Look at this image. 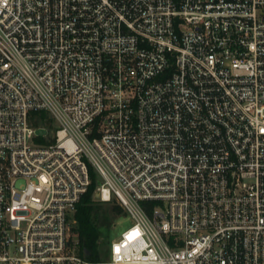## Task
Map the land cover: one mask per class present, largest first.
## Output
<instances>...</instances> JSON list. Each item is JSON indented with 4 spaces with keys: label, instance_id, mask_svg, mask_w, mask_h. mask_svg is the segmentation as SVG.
Returning a JSON list of instances; mask_svg holds the SVG:
<instances>
[{
    "label": "built area",
    "instance_id": "1",
    "mask_svg": "<svg viewBox=\"0 0 264 264\" xmlns=\"http://www.w3.org/2000/svg\"><path fill=\"white\" fill-rule=\"evenodd\" d=\"M0 264H264V0H0Z\"/></svg>",
    "mask_w": 264,
    "mask_h": 264
},
{
    "label": "trees",
    "instance_id": "2",
    "mask_svg": "<svg viewBox=\"0 0 264 264\" xmlns=\"http://www.w3.org/2000/svg\"><path fill=\"white\" fill-rule=\"evenodd\" d=\"M31 123L37 129L48 128L54 121L45 112L34 113ZM91 185L88 192L77 205L75 213L76 225L73 233L77 237L79 253L90 261H100L101 251L110 242V231L113 221L123 215V209L119 205H113L109 210L102 207L94 195L98 187L96 176L89 168Z\"/></svg>",
    "mask_w": 264,
    "mask_h": 264
},
{
    "label": "rangeland",
    "instance_id": "3",
    "mask_svg": "<svg viewBox=\"0 0 264 264\" xmlns=\"http://www.w3.org/2000/svg\"><path fill=\"white\" fill-rule=\"evenodd\" d=\"M48 128H49V130H51V136H52L53 135L52 131H54V129H55V124L54 123L53 124H49ZM37 135L42 137L43 135H46V131L45 130L38 131ZM89 168H91V170L95 174L96 180L98 182V186H101L102 183H103L101 177L98 175V173L96 172V170L93 167L90 166ZM94 200H96L102 207H104L105 209H108V210L115 204L119 205L116 200H113V201H111L109 203L98 201L96 195H94ZM143 206H146V207L149 206L150 207V211H153V209H154L153 205H150V204H148V205L143 204ZM74 221L76 222L75 216L70 214L69 223H70V226H72V228H74L75 225H76V223L73 224ZM132 226H133V220L131 219L130 216H127L125 212L123 213V215L117 217L113 221V225H112L111 231H110V242L107 245H105L104 248L102 249V251H101V260H108L109 259L110 248H111L112 243L115 240H119L121 238L122 233L125 232L127 229H129ZM70 238L73 239V243L77 244L78 240H77L76 235L73 233V229H72V234H70Z\"/></svg>",
    "mask_w": 264,
    "mask_h": 264
}]
</instances>
